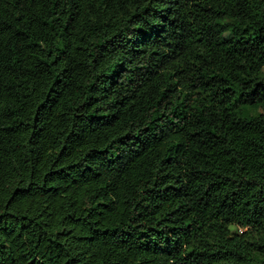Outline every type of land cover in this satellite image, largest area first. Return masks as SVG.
<instances>
[{"label":"trees","instance_id":"trees-1","mask_svg":"<svg viewBox=\"0 0 264 264\" xmlns=\"http://www.w3.org/2000/svg\"><path fill=\"white\" fill-rule=\"evenodd\" d=\"M264 0H0V264H264Z\"/></svg>","mask_w":264,"mask_h":264},{"label":"rangeland","instance_id":"rangeland-1","mask_svg":"<svg viewBox=\"0 0 264 264\" xmlns=\"http://www.w3.org/2000/svg\"><path fill=\"white\" fill-rule=\"evenodd\" d=\"M263 112H264V109H263Z\"/></svg>","mask_w":264,"mask_h":264}]
</instances>
